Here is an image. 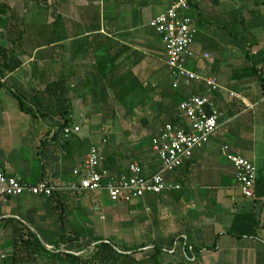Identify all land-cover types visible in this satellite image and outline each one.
Instances as JSON below:
<instances>
[{"label":"crops","instance_id":"crops-1","mask_svg":"<svg viewBox=\"0 0 264 264\" xmlns=\"http://www.w3.org/2000/svg\"><path fill=\"white\" fill-rule=\"evenodd\" d=\"M171 1L0 0L1 5L7 6L0 8V51L10 50L21 63L15 72H0V171L28 184L47 181L65 188L79 181L75 173L83 171L90 149L99 145L104 163L109 155L117 161L113 173L127 171L132 163L140 166L142 163L146 175L155 174L153 139L169 121L168 112L161 111L168 120L162 122L151 139L150 151L125 160L119 152L106 151L107 137L95 141L92 136L98 122L113 126L118 114L113 120L104 121L102 109L95 104L87 82L97 73L98 62L105 64L103 67L107 70L110 57L116 58L117 63L126 62L130 57L128 63L133 72L136 66L141 68V64H145L142 73L134 76L144 82L150 97H160L161 91L172 85V79L167 70L161 73L166 67L165 52L157 41L147 36L146 30L160 16L155 12L157 8L165 5L168 10ZM230 2L204 0L188 14L197 11L202 24L211 25V21L218 19L219 23L227 25L232 19L222 12V7ZM254 3L260 12L246 9V17L238 20L248 26L250 32L262 27L256 17L264 14V0ZM97 17H100L101 31L94 33L98 30ZM222 41L221 45L215 39H207L205 44L210 49L200 53L193 48L195 57L187 61L191 71L220 81L223 90L214 96V104L223 113L221 129L207 147L197 151L191 161L167 177L168 182L180 186L181 190L165 193L150 205L144 202L143 209L148 206L151 229L161 235L159 245L167 248V252L171 250V254H177L173 247H168L172 240L178 249L177 240L185 239L183 247L187 255L196 251L207 254L223 248L228 254L241 255L238 263L232 264H261L264 198L247 199L242 195L236 181V168L223 154V149L229 147L235 155H247L258 176H264V151L263 154L258 152L260 142L264 144V88L250 68L251 57L259 56L262 46L253 40L240 44L227 36ZM248 53L250 58H247ZM12 62L15 63V59ZM58 82L63 84L60 92L64 97L51 100L46 97L47 86ZM134 84L138 85L135 81ZM196 86L199 85L185 82L180 94L185 100L189 99ZM134 93L144 94L141 86H137ZM109 94L114 96L112 91ZM138 100L137 106L141 103L140 97ZM144 107L138 108L142 111ZM27 110L29 114L25 113ZM66 122L69 123L67 129L79 128L80 132L71 136L59 134ZM141 122L148 126L147 121ZM259 124L263 129L261 136ZM102 131L105 132V128ZM104 140L108 141L107 145H102ZM39 201L50 207L43 200ZM248 201L254 204V209L248 210L245 205ZM250 212H255L260 222L257 237L236 239L230 236L235 216ZM6 218L11 219V214ZM195 260L197 263L198 258Z\"/></svg>","mask_w":264,"mask_h":264},{"label":"rangeland","instance_id":"rangeland-1","mask_svg":"<svg viewBox=\"0 0 264 264\" xmlns=\"http://www.w3.org/2000/svg\"><path fill=\"white\" fill-rule=\"evenodd\" d=\"M254 2H257V0H231L229 4L222 7V12L228 13L232 19V22L227 23V25L219 23L218 19L211 21V25L202 24L198 21L199 13L197 11H193L188 14L189 17L195 21L194 29L198 32L197 40L193 48L200 51V53H204L206 49H210L209 46L205 44V41L211 38L215 39L216 42L220 44L226 36L229 39L233 38V40L238 41L240 44H243L246 40H253L252 42L257 44L259 43L262 46L259 51L260 56L255 57V61H262L263 59V63L264 14H257L258 16L256 17L257 24L262 27H259L251 32L248 26H244L243 23L238 22V20L243 21V18L246 17V9L248 11L255 10L258 13L260 12L257 9V3ZM166 9L167 8L164 5L157 8L155 12L157 15H162L166 13ZM235 20H237V22H235ZM146 32L147 36L157 41L161 45L162 50L165 52L161 37L154 31V29L151 28L150 24ZM161 56L164 57L163 54H161ZM163 65L164 63L162 62V66ZM59 66L60 64L58 67ZM141 66V68L136 66L135 71H132V75H135V73L136 75L139 73L141 74L145 64H141ZM166 70L167 67H164L161 73H167ZM146 82H148V80H146L145 83ZM167 87L170 89L169 86ZM142 97L144 98V96ZM111 100L114 104V111L116 115L118 114L117 121L113 123L115 124L113 126L112 124L107 125V123H104L105 125H103V122L101 121L98 122L92 129V136L94 137V140L99 141L102 140L104 136L107 137V139H109V144L106 151L113 153L119 152V156L124 157L125 160H130L131 157H137L141 153L146 154L150 151L151 139L161 127L162 122L168 120V117H165L161 112V108H163L160 105L163 102L162 99L159 96H148L146 99V107H144L142 111L138 108L132 113H128V111L133 106L138 104L139 101L135 97H131L125 102H116L115 96H111ZM164 105L168 106V108L173 111L174 107L169 100L164 101ZM179 105L180 102L178 106ZM141 120L147 121L148 126H145ZM260 125L262 124H259V135L263 130ZM103 128H105V132L102 131ZM263 151L264 144L261 141L258 152L263 154ZM243 157L246 158L248 156L244 155ZM154 159V171H159L161 169V163L155 154ZM99 198L100 201L98 200ZM152 198L153 196H147L144 199V202L147 203L152 200ZM240 198L242 202H245L242 195H240ZM39 200L40 199H36L30 195H26L21 198H15L8 203L0 201V218H6V216L11 214V218L13 220L11 224L0 223V264H13L11 261L13 227L15 226L18 228L20 223L24 222V220L28 221L32 225L31 227L35 229L38 236L42 237V241H44V244L49 250H55L50 246L51 238L45 240V234L40 233L39 230L41 229L46 234L58 238L60 236L59 214L56 211L53 212L50 207L44 206ZM137 203L138 202L136 201L131 206L117 205L112 203L106 194L99 195L97 193H87L85 197L78 200L74 209L71 210L67 220V228L70 231L76 228L84 229L88 232L93 231L94 237L112 242L119 251L130 250L134 247L147 245L148 247L145 248L143 252L135 255V259L138 261L150 259L152 257V253L156 251L154 250L155 245H159V242H161V235L158 236L157 232H154L151 229L149 222L151 213L149 210L146 211L148 206L143 210L130 209V207L137 206ZM245 205L248 210L254 209V204H252L251 201H248ZM34 218H36L37 226L32 222ZM172 241L173 242L169 244L168 247H173V250L177 251V254H171V250L167 252V248H163L162 255L157 259L160 264H232L234 262L238 263L240 260L239 258L241 257L238 253L228 254L226 249L224 250L223 248L221 251L210 250L207 254L196 251L195 254L190 252V254L187 255L184 252L183 247V244L186 242L185 239L177 240L176 243L180 244L178 249L176 245H173L175 240ZM89 243L90 236H87V238L82 240L79 244H75L71 248L65 247L64 245L60 246V252L75 253L78 256L84 255L87 254L88 251L82 252L80 248H87ZM212 245L214 246L215 244L213 243ZM252 251L255 252V249ZM260 255L262 257L261 264H264V251L261 250ZM195 258H198L197 263ZM36 264L60 263L53 262L48 257H42Z\"/></svg>","mask_w":264,"mask_h":264},{"label":"built area","instance_id":"built-area-1","mask_svg":"<svg viewBox=\"0 0 264 264\" xmlns=\"http://www.w3.org/2000/svg\"><path fill=\"white\" fill-rule=\"evenodd\" d=\"M203 1L172 0L167 12L151 23L152 29L162 39L165 64L173 89L180 90L185 82L203 85L205 88L204 95L193 96L181 103L178 125L166 123L158 137L153 139V151L161 163L158 172L146 175L140 164L132 163L127 171L113 173L103 167L101 146L93 145L84 160L83 171L75 173L79 181L65 188L55 187L47 181L28 184L19 177L8 176L0 171V201L7 202L26 195L52 198L62 193H73L79 197L87 193H98L106 194L114 204L126 205L140 202L147 196H162L181 190L180 186L168 182L167 177L211 143L221 129L223 118V113L214 104V96L223 90L220 81L214 77H203L187 67V61L195 57L193 46L198 35L194 29V20L188 13ZM79 132V128L65 130L67 136ZM107 144V140L102 142V145ZM223 154L236 168V181L242 195L247 199H256L258 172L254 164L231 153L229 147H224Z\"/></svg>","mask_w":264,"mask_h":264},{"label":"trees","instance_id":"trees-1","mask_svg":"<svg viewBox=\"0 0 264 264\" xmlns=\"http://www.w3.org/2000/svg\"><path fill=\"white\" fill-rule=\"evenodd\" d=\"M6 5H1L0 8H5ZM98 21V26L94 33L100 32V17L95 18ZM21 38V37H20ZM249 50H252L250 47ZM15 53L10 50L2 49L0 51V72L2 73H12L21 67V63L17 62ZM260 56V53L258 54ZM11 56L13 58H11ZM256 56V57H259ZM247 58H250L248 53ZM15 59V63H13ZM130 57H127L126 62L117 63L116 58H111L109 60V68L106 70L105 64L102 65L101 62L97 63V73L94 75L92 80H88L87 85L92 88V98L95 104L99 105L103 112L104 121L113 120L116 117L114 111V104L112 103L109 91L114 92L116 102H125L131 97L138 99L140 97L141 103L139 106H146V99L149 96L148 88L145 87L144 83L139 82V79L132 75V65L128 63ZM131 65V66H130ZM250 68L252 72L256 75L257 81H259L264 88V62L255 61V57H251ZM124 70V72H122ZM134 81L138 84L135 85ZM165 81V80H164ZM63 84H53L47 86L46 97H50L51 100L62 99L64 94L60 92V87ZM198 85V84H197ZM137 86H141L143 95L140 93H134L137 91ZM166 86L164 90L161 91L160 98L162 103L160 104L162 112L167 111L170 115L169 121L167 123H172L178 125L180 122L179 108L181 102L185 100L180 92L181 89L175 91L173 86ZM197 88L189 95V97L202 95L204 91V86L199 85ZM180 91V92H179ZM144 96V98L142 97ZM142 97V98H141ZM169 100L173 105V111H171L168 106L164 105V101ZM180 102V105L178 106ZM24 105V103H21ZM132 107L130 113L134 112L139 106ZM241 112V111H240ZM239 112V113H240ZM29 114V110L25 111ZM237 114V113H236ZM165 125V124H164ZM69 123L66 122L60 128L59 134L63 133L65 136V130L68 128ZM116 160L112 158L111 155L107 158L104 163L105 169L109 171H114L116 165ZM144 167V164L141 163ZM158 172V171H156ZM96 194V193H92ZM98 194V193H97ZM100 195V194H99ZM256 196L264 198V176H258V182L256 187ZM85 197V196H83ZM79 197L73 193H62L52 198H40L47 205H50L51 209L58 212L59 214V231L60 236L58 238L46 234L43 230H39L40 233L45 234V240L51 238L50 246L55 250H49L42 237L38 236L28 221L20 223L19 227H13V242H12V256L11 261L13 264H36L40 258L48 257L53 262H59L60 264H160L157 260L158 257L162 255V249L160 245H155V252L152 253L150 259H144L138 261L135 259V255L143 252L147 245H142L141 247H134L130 250L119 251L117 247L110 241H106L102 238H96L93 235V231H87L84 229H74L69 230L67 228V220L71 210L74 209L79 199ZM160 196H153L152 200L148 201L146 204H151L152 201H156ZM11 200V199H10ZM9 200V201H10ZM100 201V198L98 199ZM94 201V200H93ZM132 204H126V206H131ZM144 200L140 201L137 206L130 207L131 210L143 209ZM11 219L0 218V223L11 224ZM33 224L36 225V219H34ZM37 226V225H36ZM260 227V222L258 216L255 212L241 213L235 216L232 228L229 235L236 239L256 238L258 235V230ZM75 228V227H74ZM90 236V243L87 248H80L82 252L88 251L87 254L77 255L75 253H62L60 252V246L71 248L75 244H79L82 240Z\"/></svg>","mask_w":264,"mask_h":264}]
</instances>
